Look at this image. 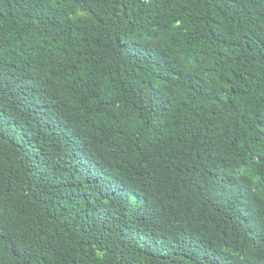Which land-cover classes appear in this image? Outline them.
<instances>
[{"label": "trees", "instance_id": "trees-1", "mask_svg": "<svg viewBox=\"0 0 264 264\" xmlns=\"http://www.w3.org/2000/svg\"><path fill=\"white\" fill-rule=\"evenodd\" d=\"M0 264H264V0H0Z\"/></svg>", "mask_w": 264, "mask_h": 264}, {"label": "rangeland", "instance_id": "rangeland-1", "mask_svg": "<svg viewBox=\"0 0 264 264\" xmlns=\"http://www.w3.org/2000/svg\"><path fill=\"white\" fill-rule=\"evenodd\" d=\"M136 199H137V196L134 195L133 198H132V200L135 201Z\"/></svg>", "mask_w": 264, "mask_h": 264}]
</instances>
